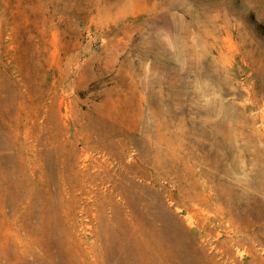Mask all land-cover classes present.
I'll return each mask as SVG.
<instances>
[{
  "label": "rangeland",
  "instance_id": "1",
  "mask_svg": "<svg viewBox=\"0 0 264 264\" xmlns=\"http://www.w3.org/2000/svg\"><path fill=\"white\" fill-rule=\"evenodd\" d=\"M0 264H264V0H0Z\"/></svg>",
  "mask_w": 264,
  "mask_h": 264
}]
</instances>
